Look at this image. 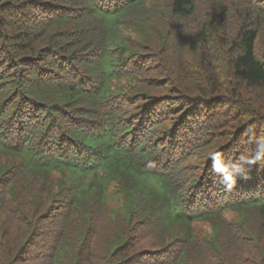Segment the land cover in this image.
<instances>
[{"label":"trees","instance_id":"16d2710c","mask_svg":"<svg viewBox=\"0 0 264 264\" xmlns=\"http://www.w3.org/2000/svg\"><path fill=\"white\" fill-rule=\"evenodd\" d=\"M0 264H264V0H0Z\"/></svg>","mask_w":264,"mask_h":264},{"label":"clouds","instance_id":"9594fccd","mask_svg":"<svg viewBox=\"0 0 264 264\" xmlns=\"http://www.w3.org/2000/svg\"><path fill=\"white\" fill-rule=\"evenodd\" d=\"M207 158H211L212 171L220 175L221 183L224 184L225 189L230 191L234 188L237 183V175L243 169L237 166L236 171H232L219 153H209Z\"/></svg>","mask_w":264,"mask_h":264}]
</instances>
